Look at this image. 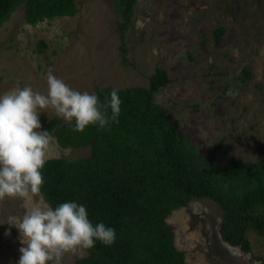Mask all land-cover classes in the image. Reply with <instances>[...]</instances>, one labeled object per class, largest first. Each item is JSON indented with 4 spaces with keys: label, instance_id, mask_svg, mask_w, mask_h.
Wrapping results in <instances>:
<instances>
[{
    "label": "rangeland",
    "instance_id": "374dc122",
    "mask_svg": "<svg viewBox=\"0 0 264 264\" xmlns=\"http://www.w3.org/2000/svg\"><path fill=\"white\" fill-rule=\"evenodd\" d=\"M118 20L113 0H76L73 15L34 24L17 6L0 25V94L25 86L46 94L49 69L79 92L146 87L159 66L168 82L153 100L197 154L215 148L217 165L264 157V0H135L121 32ZM52 116L51 109L41 113V125ZM88 154L87 146L54 139L48 158ZM33 204H46L40 192L0 201V264H18L16 224ZM220 218L215 202L195 197L167 216L188 264H260L264 237L247 230L249 251L242 252L221 239ZM86 253L65 254L63 264Z\"/></svg>",
    "mask_w": 264,
    "mask_h": 264
},
{
    "label": "trees",
    "instance_id": "16d2710c",
    "mask_svg": "<svg viewBox=\"0 0 264 264\" xmlns=\"http://www.w3.org/2000/svg\"><path fill=\"white\" fill-rule=\"evenodd\" d=\"M134 2L113 0L120 32ZM19 5L29 24L76 12V0H0V25ZM220 33L221 28H215L214 39ZM167 82L165 70L155 66L146 87L118 89L119 122L103 128L91 125L75 132L72 124L55 116L44 120L42 130L60 146H87L89 154L70 161L48 158L42 169L43 200L53 208L64 202L83 204L93 226L103 223L116 232L112 245L97 240L73 264H188L174 245L166 218L192 197L218 205V232L230 246L248 252L247 230L264 237V157L256 161L231 157L217 165L215 148L197 154L153 100L154 92ZM113 89L95 87L94 94L106 103Z\"/></svg>",
    "mask_w": 264,
    "mask_h": 264
},
{
    "label": "clouds",
    "instance_id": "9594fccd",
    "mask_svg": "<svg viewBox=\"0 0 264 264\" xmlns=\"http://www.w3.org/2000/svg\"><path fill=\"white\" fill-rule=\"evenodd\" d=\"M46 85V94L29 86L0 94V201L31 200L41 190L42 169L55 139L41 130V113L51 109L72 124L75 132L119 122L122 101L118 89L110 92L108 102L100 103L96 94L72 89L51 69L46 73ZM16 228L22 244L18 264H63L65 254L90 249L97 240L110 246L116 239L114 228L103 223L93 226L86 207L76 202L55 208L33 204Z\"/></svg>",
    "mask_w": 264,
    "mask_h": 264
}]
</instances>
